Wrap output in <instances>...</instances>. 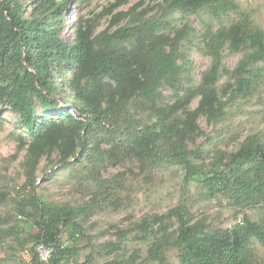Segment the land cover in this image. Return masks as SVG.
I'll return each instance as SVG.
<instances>
[{"label":"trees","instance_id":"trees-1","mask_svg":"<svg viewBox=\"0 0 264 264\" xmlns=\"http://www.w3.org/2000/svg\"><path fill=\"white\" fill-rule=\"evenodd\" d=\"M75 1L0 0V105L18 114L30 137L28 142L17 137L21 146L27 145L25 181L17 196L0 186V206L11 199L16 217L35 229L31 238L53 247L45 264H62L86 239L84 225L103 211L104 198L111 210L124 207L116 190L122 188L120 179L105 178L102 172L133 164L138 175L151 181L154 171L177 165L184 171V197L167 213L136 225L138 239L148 242L143 262L173 264L170 252L175 264H261L253 244L264 246V220L244 216L229 228H213L191 214L187 188L197 182L201 196L221 207L264 209L263 143L248 137L233 152L215 151L209 162L196 145L201 117L222 122L233 104L252 96L264 78V31L235 0H154L149 10L134 6L112 14L128 2L116 0L105 29L96 33V22L79 19L66 41L65 10ZM201 13L217 20L218 27L213 30L208 22L203 32L196 31L187 17ZM231 13L238 17L222 23ZM196 40L210 65L193 83L189 51ZM225 49L242 53L231 70L222 62ZM54 75L62 80L56 83ZM223 76L227 81L217 86ZM64 88L71 93L65 108L56 97ZM37 105L55 110L57 118L38 117ZM52 155L59 170L83 171L80 183L95 187L83 204H49L36 193L39 161ZM62 227L70 247L60 245ZM106 246L112 258L102 264H137V250L127 254L120 243ZM90 258L91 253L81 264H90ZM31 261L44 264L35 257Z\"/></svg>","mask_w":264,"mask_h":264},{"label":"rangeland","instance_id":"rangeland-1","mask_svg":"<svg viewBox=\"0 0 264 264\" xmlns=\"http://www.w3.org/2000/svg\"><path fill=\"white\" fill-rule=\"evenodd\" d=\"M79 0L68 2L65 10V25L63 36L66 41L72 39L75 25L79 19L81 21L91 20L96 22L95 32H99L108 26L111 14H107L108 9L114 5L116 0ZM241 11L249 12L253 21L264 31V0H235ZM154 0H128L125 4L112 9V14L117 11H128L132 7L138 10L151 9ZM29 6L25 7L24 15L29 12ZM178 17V15H175ZM238 17L237 14H228L222 18V23H229ZM189 24L199 33L203 32L209 22L215 30L219 22L201 13L200 15H190L187 17ZM202 43L196 40L189 51L191 64L190 77L193 83L199 81L203 71L210 65V57L203 52ZM242 53H230L226 49L223 51V64L228 69L235 68ZM67 79L71 73H65ZM56 83L62 77L54 75ZM227 76H223L217 86L227 81ZM166 101L169 100V90L163 91ZM71 93L67 88L64 92L56 94L62 107L69 106ZM169 100V102H171ZM197 100L191 103L195 107ZM38 117L44 115L57 118L56 111H43L36 106ZM199 127L202 134L196 139V145L201 146L206 155V161L213 159L215 151L233 152L238 149L239 144L248 137H255L264 144V78L258 84L252 96L237 100L230 108L228 116L220 123L213 124L207 122L205 118L199 119ZM18 136L25 137L28 142L30 137L26 130L19 123V116L13 112L7 104L0 105V186L4 187L10 196H17L25 181V154L27 145L21 146ZM26 142V143H27ZM56 157H43L39 161L36 169V193L42 200L49 204L56 205H81L91 196V191H96L95 187L88 181L80 183L79 178L83 175L76 174L71 168L59 170L55 164ZM105 178L116 176L120 179L121 189L116 187L117 193L122 198L123 208L111 210L107 200L101 201V208L84 225L86 239L78 242V251L73 253L62 264H81L86 261V257L91 253L90 264H102L111 259L108 253L110 246L120 243L125 253L138 251L137 264H157L143 262L146 254L148 242L138 239L136 225L144 218L152 215L165 214L175 207L184 197L183 195V175L184 171L180 166L171 165L154 171L151 181L144 180L142 175H138L135 165H124L114 168H107L102 172ZM51 174L50 177L47 175ZM119 182H116L118 185ZM87 185L89 188H87ZM190 203V212L194 218L205 219L213 228H229L244 216L249 220L260 222L264 220V209L246 208L244 210L233 209L228 206L221 207L213 200L204 199L201 194L203 190L197 182H192L187 188ZM106 192V191H105ZM106 195V193H104ZM186 195V194H185ZM108 196V195H107ZM127 198V200H125ZM109 200V198H108ZM35 229L24 222L23 218L16 217V205L10 199L0 206V264H31L35 255L32 254L35 242L31 235ZM125 233V234H122ZM67 234L62 227L60 234V245L72 246ZM92 237V238H90ZM91 240V242L88 241ZM253 252L261 257V264H264V246L258 242L253 244ZM170 254L169 261L176 263L175 255ZM36 259V257H35ZM37 260V259H36ZM38 261V260H37Z\"/></svg>","mask_w":264,"mask_h":264},{"label":"built area","instance_id":"built-area-1","mask_svg":"<svg viewBox=\"0 0 264 264\" xmlns=\"http://www.w3.org/2000/svg\"><path fill=\"white\" fill-rule=\"evenodd\" d=\"M61 247L63 248L64 245H61ZM53 247L51 245L48 244H44V243H37L34 247H33V251L32 254L35 255L36 259L41 262V263H48L52 253H53Z\"/></svg>","mask_w":264,"mask_h":264},{"label":"clouds","instance_id":"clouds-1","mask_svg":"<svg viewBox=\"0 0 264 264\" xmlns=\"http://www.w3.org/2000/svg\"><path fill=\"white\" fill-rule=\"evenodd\" d=\"M0 154H3V151L2 150H0Z\"/></svg>","mask_w":264,"mask_h":264}]
</instances>
